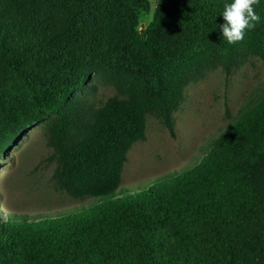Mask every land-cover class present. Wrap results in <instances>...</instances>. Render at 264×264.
Wrapping results in <instances>:
<instances>
[{
  "label": "trees",
  "instance_id": "16d2710c",
  "mask_svg": "<svg viewBox=\"0 0 264 264\" xmlns=\"http://www.w3.org/2000/svg\"><path fill=\"white\" fill-rule=\"evenodd\" d=\"M228 2L159 0L144 25L138 10L150 0H0V154L56 113L54 177L70 196L91 198L0 214V264H264V95L196 165L120 188L148 113L174 133L184 85L206 64L240 50L264 61V0L260 22L235 44L219 29ZM93 65L117 77L123 96L73 119L68 105ZM70 125L77 134L65 142Z\"/></svg>",
  "mask_w": 264,
  "mask_h": 264
},
{
  "label": "rangeland",
  "instance_id": "374dc122",
  "mask_svg": "<svg viewBox=\"0 0 264 264\" xmlns=\"http://www.w3.org/2000/svg\"><path fill=\"white\" fill-rule=\"evenodd\" d=\"M158 2L150 0L148 10H138L142 24L153 19ZM50 61L54 66L59 62ZM93 66L86 69L88 80L83 90L68 105L73 119L89 118L109 97L123 96L117 77ZM82 68L85 70V64ZM263 95L264 61L259 56L240 50L231 60L209 62L184 85L182 100L172 112L174 133L157 113H148L146 138L130 148L120 188L196 165L212 148L214 138ZM18 99L25 104L27 96L21 93ZM56 120L57 114L50 113L22 128L12 136L6 152L0 154V214L73 209L91 199L78 200L57 184L54 173L61 156L58 141L52 140ZM75 134V126L70 125L64 141L74 139Z\"/></svg>",
  "mask_w": 264,
  "mask_h": 264
},
{
  "label": "clouds",
  "instance_id": "9594fccd",
  "mask_svg": "<svg viewBox=\"0 0 264 264\" xmlns=\"http://www.w3.org/2000/svg\"><path fill=\"white\" fill-rule=\"evenodd\" d=\"M259 0H230L225 3L222 13L224 23L219 25L220 33L229 44L244 39L245 33L260 22L256 12Z\"/></svg>",
  "mask_w": 264,
  "mask_h": 264
}]
</instances>
